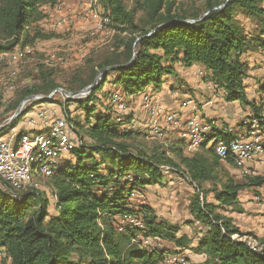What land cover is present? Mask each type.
<instances>
[{"label": "trees", "instance_id": "1", "mask_svg": "<svg viewBox=\"0 0 264 264\" xmlns=\"http://www.w3.org/2000/svg\"><path fill=\"white\" fill-rule=\"evenodd\" d=\"M125 1L99 0L117 33L113 48L96 63L87 60V74L78 71L71 77L79 82L78 87L64 89L77 92L90 85L99 70L118 66L108 70L86 97L65 100L64 109L68 102L77 103L86 120L84 125L74 121L80 143L49 179L55 199L53 212L49 210V198L40 190L26 191L20 199L0 190V247L6 253L1 264H161L167 250L147 249L141 245V237L187 249L191 240L179 235V225L158 221L147 203L138 205L129 199L133 191L143 194L148 186L162 184L166 174L162 166L179 172L196 188L189 212L205 228L192 248L196 253L212 264H264V237H254L258 248H251L245 241L233 238L243 235L233 219L222 214L228 208L241 212L237 208L239 191L264 182L262 178L249 177L248 184L239 183L223 169L222 165H233L222 162L210 142H227L236 137L235 133L214 129L190 155L180 138H167L164 144L148 151L135 145L138 130L125 129L130 115L117 122L108 103L100 111L95 110L100 103L98 94L108 80L125 96H131L147 87L159 90L164 76L176 75L175 64L185 68L198 64L204 68L206 80L223 92L225 102L251 108V117L264 133L260 102L264 85L258 88L257 101L248 99L244 82L249 67L241 59L247 50L264 49V40L250 35L237 17L240 13L261 21L264 0H228L219 9L214 8L225 0H201L200 4L194 0H131L130 8ZM55 2L0 0V53L56 37L37 27L46 18L43 7H52ZM134 49L137 55L131 60ZM38 72L40 83L25 89L6 112L15 110L27 96L49 95L58 88L47 78L49 73L45 75L37 68ZM53 102V97L33 101L28 108ZM26 112L27 108L2 129L0 137L17 126ZM204 182L211 183L215 202L204 199L199 187ZM123 214L137 216L142 228L127 225L118 231L117 217Z\"/></svg>", "mask_w": 264, "mask_h": 264}, {"label": "rangeland", "instance_id": "2", "mask_svg": "<svg viewBox=\"0 0 264 264\" xmlns=\"http://www.w3.org/2000/svg\"><path fill=\"white\" fill-rule=\"evenodd\" d=\"M80 1L81 0H56L54 5L64 4L62 10H55L53 7L46 5L49 9L46 11L44 10L46 12V18L40 21L37 27L44 32L54 33L56 37L48 40H38L33 45V53L18 64H0V125L5 124L12 116L15 110L6 112V109L18 100L22 92L28 87L40 83L41 75L39 72H35L37 68L45 75L49 73L47 78L57 83L58 88H76L79 82H74L75 79L72 80L71 77L77 74L78 71H86L87 74V60H91V63H96L102 60L112 50L117 33L112 36L103 35L94 38L87 37L86 25L77 18L78 4ZM194 1L197 4L201 2V0ZM70 3H75V10L71 13ZM125 4L129 8L132 6L131 0H126ZM237 17L247 31L251 32L250 35L260 37L264 40V35H261L264 34V18L260 21L259 18L245 17L240 13H238ZM58 20H61L60 25H56ZM18 48L19 47H15L14 49ZM242 56L243 58L241 57V59L245 60L249 67V77L246 80L247 95L249 98L253 97L257 99L258 84L264 85V49L258 51L247 50ZM11 71L16 73L14 90L9 93L6 92L5 94H1ZM180 76L181 79L178 86L181 90L188 89L193 85V82L200 80V77L196 74V68H183L180 71ZM201 81H204V78H201ZM100 82L102 81L99 80L98 83ZM102 92L98 94L99 98L101 96V99L99 100L100 103L96 104V112L101 110L102 99H105L107 96L103 95ZM189 92L192 93L193 89H189ZM51 97H53L54 100L53 104H56L54 106H57L65 116H68L73 119V121L81 123L82 125L85 124V112L80 109L77 103L68 102L65 106L66 109H64L65 100L61 94L55 92ZM179 98L182 100L183 96L179 94ZM30 102L31 101H28L23 105L22 111L29 106ZM41 104L42 103H38L36 106ZM232 109L233 111L237 110L241 115L239 119V131H245L247 128H245L246 124L243 121L251 119V116L243 115L245 112L251 114L250 110L240 111L237 106L232 107ZM178 112L181 113L180 111ZM141 113L146 117L145 112L142 111ZM181 115L183 114L181 113ZM22 120L23 118L21 121ZM138 131L140 132V136L134 141L138 143L135 145H142L148 151L157 144H164L167 138H179L176 131H167L162 138H157L150 134V130L146 127L143 130L138 129ZM8 133L9 132H7V134ZM84 141H87V139H84ZM186 154L190 155L192 152L188 151ZM222 166L223 169L239 183L248 184L249 177L264 179V159L263 161L260 160L258 167H254V165L250 167L251 172L248 176L243 175L235 167ZM41 185L40 191L46 193V196L50 200L52 190L49 185V180H45ZM199 187L205 200L208 202H215V195L210 191L213 188L210 182H204ZM195 191L196 188L187 182L183 175L176 171L165 174V181L162 184L151 185L143 189L146 202L149 206L154 208V213H156L157 217L167 222L169 221L171 224L179 225V235H184L191 240V245L187 249L175 248L172 243L167 241L155 242V247L167 250V256L176 258L172 264H212L204 255L198 254L192 249L196 247L199 238L205 231L204 226L201 225L199 221H195L194 217L189 212V206ZM52 204L53 203L50 202L49 210L51 213L53 212ZM237 206V208L242 209L241 212L233 211L231 208H228L227 211H223L222 214L232 217L234 223L238 225L237 227L243 236L237 238L257 242L254 239V237H257L255 235L256 233L260 234V236H264L262 235L264 234V182L261 186L249 185L240 191L238 193Z\"/></svg>", "mask_w": 264, "mask_h": 264}, {"label": "built area", "instance_id": "3", "mask_svg": "<svg viewBox=\"0 0 264 264\" xmlns=\"http://www.w3.org/2000/svg\"><path fill=\"white\" fill-rule=\"evenodd\" d=\"M63 6L64 4H57L52 7L55 10H62ZM77 18L86 25V34L89 38L112 36L116 33L111 27L110 16L104 12L99 0H81L78 4ZM60 24L61 20H58L56 25ZM32 53L33 46L29 45L0 53V64H18ZM15 78L16 73L11 71L1 94L14 90ZM56 92L61 94L64 100L82 99L89 94L87 91L80 92L78 95L63 94L58 90ZM260 102L264 112V92L260 95ZM107 103L112 108L116 121L122 122L128 110L125 97L114 91L110 94ZM143 106L151 114L150 134L162 138L167 131H176L179 138L186 144L187 152L195 151L206 136L212 134L214 129H219L203 117L194 115L183 118L177 110L168 111L156 107L151 102V96L148 95L143 97ZM25 118L28 125L38 126V130L27 132L17 125L11 128L8 134L0 137V190L10 193L17 199H20L26 191L41 190L42 182L56 175L59 166L69 157L70 150L80 143L73 119L63 113L56 114L54 106L35 105L29 108L27 106ZM243 122L247 129L235 133L234 139L227 142L213 139L210 145L222 162L230 161L233 167L248 176L251 172L250 164L257 156L264 154V133L258 128L255 118L251 117ZM124 126L125 129H136L134 125ZM162 169L166 173L173 171L169 166H162ZM185 179L190 183L188 178ZM129 199L138 205L147 203L144 195L138 191L131 192ZM127 225L142 228L141 221L135 215L123 214L117 217L116 229L118 231H123ZM233 238H237V235ZM140 239L141 245L147 249H155L157 248L154 245L155 242H161L156 238L141 237ZM242 241L253 249L258 248L255 241ZM5 258L4 248L0 247V264ZM175 260L173 256L166 255L161 264H172Z\"/></svg>", "mask_w": 264, "mask_h": 264}, {"label": "crops", "instance_id": "4", "mask_svg": "<svg viewBox=\"0 0 264 264\" xmlns=\"http://www.w3.org/2000/svg\"><path fill=\"white\" fill-rule=\"evenodd\" d=\"M70 13L74 12L75 10V3H70ZM43 9L49 10L46 6L43 7ZM46 13V12H45ZM243 58V56H242ZM245 61V60H243ZM176 70V75L175 76H164L163 77V84L161 85V88L159 90L154 89L153 87H147L143 92L136 94V95H131V96H125L123 94V91L119 87H115L113 84L109 82V80L104 84L103 88V95H106L107 93H112V92H118L122 94L126 101H127V115H130V120L127 123V126L134 125L136 126V130L140 129L143 130L145 127L149 129L150 124H151V114H149L148 111L144 109L143 106V97L145 95L151 96V102L154 106L160 107L161 109H168V110H178L180 111L183 115V118H187V116H199L203 117L206 120L211 121L214 123L216 126H218L219 129H222L228 133H240L238 127L239 125V119L241 117L240 113L236 110L233 111L232 107H239L240 111H247L250 110L252 113V110L248 106H242L238 102H233V103H228L225 102L223 99V92L221 90L216 89L215 86L212 85V83L208 82L205 78L206 72L204 68L198 64L192 65L189 68L183 67L181 64H175L174 66ZM192 69L196 68V74L198 77H200V80H197L193 82V85H191L188 89L181 90L179 89L180 87L179 82L181 79L180 76V71L181 69ZM249 77V75H248ZM247 77V79H248ZM201 78H204V81H201ZM246 79V80H247ZM245 80V86H246V94H247V82ZM263 83V82H262ZM258 84V88H259ZM257 88V91H258ZM174 89V90H172ZM189 89H193V92L190 93ZM179 94L183 96L182 100L179 98ZM102 95V96H103ZM108 96L105 97V99H102V105L106 107L107 102H108ZM248 97V95H247ZM259 98V92H258V97L257 99L249 98L251 101H257ZM101 99V96H100ZM42 105H48V106H54L56 104L53 103H42ZM56 114H61L62 111L57 107L54 106ZM105 108H103L104 110ZM109 111V110H108ZM145 112L146 117L142 115L141 112ZM110 112V111H109ZM242 113V112H241ZM249 115L245 112L243 116ZM18 126L22 128L23 131L27 132H34L35 130H38V126H30L26 123V118L21 122L18 123ZM187 152V151H185ZM264 159V154H261L257 156L253 162L250 164L252 167H258V164ZM233 166H231L232 168ZM167 174V173H166ZM149 187V186H148ZM242 191V190H241ZM240 192V191H239ZM51 193V201L54 205L55 199H53ZM151 207V206H150ZM152 208V207H151ZM154 210V208H152ZM155 211V210H154ZM156 215V213H155ZM157 217V215H156ZM232 218V217H231ZM233 219V218H232ZM158 221H166L164 219H160L157 217ZM167 222V221H166ZM169 222V221H168ZM171 223V222H169ZM233 224L235 227L236 225L233 220ZM238 228V227H237ZM239 229V228H238ZM257 237H264L260 236V234L256 233L255 234ZM264 235V234H262Z\"/></svg>", "mask_w": 264, "mask_h": 264}, {"label": "water", "instance_id": "5", "mask_svg": "<svg viewBox=\"0 0 264 264\" xmlns=\"http://www.w3.org/2000/svg\"><path fill=\"white\" fill-rule=\"evenodd\" d=\"M228 0H225V3L220 5V6H217L215 7L214 9H219V8H222L224 5H226ZM207 12L204 14L206 15ZM194 20H187V22H193ZM153 32V31H152ZM151 32V33H152ZM139 38L136 39L135 43L138 41ZM135 43H134V46H135ZM137 55V52L136 50L134 49L133 50V56L131 58V60H133L135 58V56ZM118 66H109V67H106V68H103L101 70H99L95 76V79L94 81L86 86L85 88L77 91V92H68L62 88H58L56 90H53L49 95H30V96H27L25 97L24 99L21 100V102L19 103L18 107L15 109L14 113L12 114V116L8 119V121L5 123V124H2L0 125V131L2 129H4L5 127L9 126L11 124V122L19 116V114L22 112V107L23 105L28 102V101H36V102H42V101H45L49 98H51V96L58 90L60 91L61 93L63 94H67V95H78L80 92H90L97 84H98V81L102 79V77L104 76V74L108 71V70H111V69H115L117 68Z\"/></svg>", "mask_w": 264, "mask_h": 264}]
</instances>
